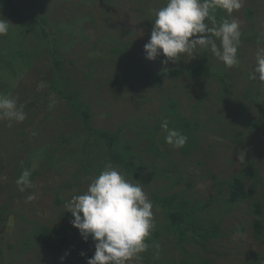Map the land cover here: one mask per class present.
Instances as JSON below:
<instances>
[{
	"label": "rangeland",
	"instance_id": "rangeland-1",
	"mask_svg": "<svg viewBox=\"0 0 264 264\" xmlns=\"http://www.w3.org/2000/svg\"><path fill=\"white\" fill-rule=\"evenodd\" d=\"M84 1L13 0L22 14L0 13V18L11 23L8 34L0 36V95L15 98L18 105L24 106L26 114L23 122L0 119V264H84L85 252L95 248L91 237L85 242L79 230L63 215L67 212L65 202L83 194L95 176L76 178L66 186L72 181V174L82 168L78 153L81 145L76 143L78 124L66 119L64 108L67 106L52 89L50 77L44 75L52 68L51 47L56 45L68 62L79 61L77 55L83 50L82 65L87 56L92 61L98 53L106 51L103 48L108 47L106 43L116 44L117 40L126 39L129 44L123 51L129 58L138 55V65L158 74H162L164 67L172 70L173 61L162 63L167 59L164 56L146 59L144 51L150 39V25L154 23L153 10L162 7L166 0ZM241 2L242 7L231 15L222 9L217 23L224 18L238 20L241 32L238 52H242L245 66L226 67L211 53L210 47L206 50L198 47L193 56L183 54L179 60L184 67L204 65L197 86L188 89L189 78L180 72L178 78L173 74L160 75L159 86L134 80V87L129 88L124 84H111L115 66L110 60L111 54L104 52V69L100 66L104 76H96L101 80L88 82L80 77L76 88L89 104L91 126L125 132L131 151L143 158L134 160L144 165L146 180L141 183L153 204L155 227L147 238L148 249L139 253L148 261L140 258L128 264H264V233L260 238L254 237L251 200L228 206L225 203L227 189L222 183L240 173L247 184L254 182L257 197L264 202V91L259 105L246 93L251 85L259 84L250 79L247 71L254 72L257 48L264 47V40L255 41L264 37V0ZM249 9L252 16L248 17ZM32 15L45 18L48 25L42 29L38 20L31 19ZM249 28L256 37L248 35ZM44 32H50L49 36L44 37ZM216 43L219 46V39ZM81 44L88 49L80 48ZM93 64L98 65L96 61ZM74 73L68 68L65 76H76ZM169 98L177 103V116L185 118L192 126L197 122L194 136L200 149L195 144V148L184 153L183 147L176 149L159 143L163 154L170 153V156L166 154L169 157L165 159L166 172L149 166L147 139L135 137L130 129L137 127V131H144L169 120L164 114ZM244 108L247 110L242 113ZM235 116L240 122L258 124V128L239 126ZM61 135L73 143L59 148ZM157 135L158 143L162 135ZM50 153L56 158L48 163ZM98 153L102 154L100 150ZM155 159L157 164L164 163L160 157ZM105 163H99L101 171ZM172 164H176L174 171ZM18 170L21 173L17 177ZM24 170L30 172V184L21 185L24 191H20L16 181ZM152 193L161 196L179 193L178 199L186 197L188 208L193 209L189 220L203 227L214 226L217 235L204 240L198 238L200 242H197L188 231L186 239L180 243L177 233L167 227L159 206L151 199ZM29 196L35 198L29 200ZM63 225L68 227L65 233L61 229ZM43 228L49 229L52 239L67 237L60 253L54 254L37 241L35 235ZM155 232L157 236L153 235ZM153 256H156L155 261Z\"/></svg>",
	"mask_w": 264,
	"mask_h": 264
},
{
	"label": "trees",
	"instance_id": "trees-1",
	"mask_svg": "<svg viewBox=\"0 0 264 264\" xmlns=\"http://www.w3.org/2000/svg\"><path fill=\"white\" fill-rule=\"evenodd\" d=\"M142 1L145 2V0ZM84 2L89 3L90 1L86 0ZM221 11L222 9H218V8L214 10L213 14L216 17L217 22L220 18L218 16V13H220ZM0 13L2 14L5 13V15H10V16H18L19 14H22V12L19 11L18 7H15L13 0H0ZM247 16L248 17L252 16V11L250 9L248 11ZM30 17L33 21L38 20L39 21L38 25L42 29L48 25V21L45 18L36 17L34 15ZM207 22L211 27L212 26L211 22L210 21ZM152 25L153 24L150 25L151 28ZM76 30L78 32H81V30L79 29ZM49 33L50 32H44V37L49 36ZM249 34H251L252 37H256V35L252 33L250 28L248 29V35ZM263 40L264 37L262 36V38L256 39L255 41L263 42ZM128 44L129 42L126 41V39L123 42L117 40L116 44L114 42L110 44L106 43L108 47L103 46V48L106 51H101L100 53H98V56L95 58V60L92 61L88 60L89 56H87L86 62L83 63L82 65L80 64V61L84 55L81 54L83 53V50L79 51L77 55V59H79V61L72 60L70 62L66 60L64 53L62 54L56 45H53L51 47V51L49 50V53L51 54L50 58H51L52 68H50L49 71H46L44 75H48L50 77V80L48 81L51 82L50 85L52 89L64 100L67 106L64 108V110H67L66 119L68 121L71 122L73 121L74 123L78 124L76 125V127H78L79 129V134H77L76 136V143L78 142L79 145H81L80 148H78V153L81 157L80 163L82 168L81 170L79 169L78 171H75V173L72 174L73 179L66 186H69V184L74 182L76 178L79 179L81 177H86L91 175L95 177L98 176L99 172L101 171V169L99 168V163L103 165L105 162L108 161H111L112 164L115 167H117L119 170H121L124 174L134 177V179H137V181L145 183L146 180L145 173L143 171L144 165L143 164L138 165L134 160L138 158L140 161H142L143 158L139 156L138 153L131 151L132 145L128 142L127 138H124L126 137L125 132L121 133L119 131H107V130L93 128L90 124L92 118H91V111L89 104L84 101L82 91L76 88L77 84H79L80 82L81 79L80 77H83L84 80H87L89 82L91 79H97L100 81L101 79L96 76L99 75L101 77L104 76V72H103L104 70H101L100 67L102 66V68L104 69L105 61H104V55L102 53L107 52L111 54L110 60L113 61V65L115 66L113 73L114 78L110 80L111 84L112 85H117L118 83L124 84L129 88L134 87L132 85V82L134 80H137L138 82L147 83L148 85L153 84L154 86H159V84L162 83V78L160 77V75H166L167 77H170L173 74L176 78H178L180 76V74L178 73L182 72L185 77L189 78V82L186 85V87L188 89H191V87L198 85L199 77H201V75L205 70V67L202 63L192 64L184 67L181 61L179 62L175 61L173 62L172 70L170 71H168L167 68L164 67L162 74H158L157 72H151L148 69L142 67L141 65H138L137 63L138 55L134 54L130 58L129 56L125 55L126 53L123 50L128 47ZM80 48L88 49L87 46L83 44H81ZM95 51H97L96 48ZM95 54L97 55V52H95ZM242 57H243L242 52H238L237 58L240 61V65L238 66H242V65L245 66ZM127 60H130V63ZM94 61H96L98 65L93 64ZM249 66L250 64L247 67ZM68 68H71L72 71L74 70L75 71L74 74L76 76L78 75V78L76 76L66 77L65 72L68 71ZM98 71H100L101 73H99ZM247 73H249V76H251V72L247 71ZM217 75L219 76V74ZM226 82L227 81L223 82V84H225ZM174 83H176V81ZM261 83L264 82H259L258 85H251L248 88V91H246L248 95L250 94L254 103H256L257 105H259L260 94L262 93V91H264V85H262ZM118 88L119 86L116 87V89ZM199 101L201 102L200 99ZM176 106L177 103L173 99L169 98L166 100L165 107H167V113H164L165 119L167 118V116L169 117V120H167L169 128H175L187 137V142L182 150V152L187 153L189 152V149L193 148V146L195 148V144L197 143L196 142L197 137L194 136L197 122H194L193 124L195 126H192V123H190L188 120H186L183 117L177 116L178 112L176 111ZM246 110L247 109L244 108L242 113H245ZM236 113L241 114V112H236ZM236 117L237 116H235V118ZM238 121L240 123L239 126L245 124V126L248 129L258 128V124L256 125L250 122L244 123V121L240 122L241 120L236 118V122ZM130 132L135 133V137L145 136V139H147L148 143L146 144V150H147L146 154L150 161L149 166L153 170H157L156 168L158 169L162 168L161 171L167 172L168 170L164 167L167 163L165 159L168 156H170V153L169 151H166V153L163 154V152L161 151L162 148L158 147L159 143L163 144L164 146L167 144L165 142L166 134H164L165 132L163 133V130L161 128V123H156L151 128L149 129L146 128L144 131L141 130L137 131V127H131ZM157 134L162 135V139H160L158 143L157 140L159 139V137ZM69 141L70 138L68 139L62 136L61 142L59 143L58 147L64 148L66 145L68 146L73 143V142L70 143ZM196 147L198 148L197 144ZM50 148H53V146H51ZM99 150L101 151L102 154L100 153L97 154V151ZM65 154H67V152ZM166 154H168V156ZM61 155H62L61 157H64L63 154ZM154 156L162 158L164 163L160 164L159 162L157 164V159H155ZM52 158H56V156L50 153V155H48V163ZM175 165L176 164L171 165L172 171H174ZM19 173H21V170L20 171L18 170L17 177ZM151 173L155 174L154 171H151ZM222 183L225 185V188L227 189V196L225 199V203L228 206H234L239 203L251 200L252 215H253V221H252L253 234L255 238H260L264 233V202L257 197L258 193L256 192V186H254V182L251 181L250 184H247L246 181L244 180L243 175L239 173V174H233L228 180ZM178 195L180 194L172 193L170 195L161 196L152 193L151 199L153 200V202L157 204V206H159L164 216V219L167 221V227L170 230H173L174 233H177L179 242L181 243L186 239L187 237L186 233L188 231H191L193 233L191 238L193 240H196L197 242H200L198 238L202 240L207 239L209 236L214 238L217 235L216 228L214 226L203 227V226L195 225L194 222L190 221L189 216L192 215L193 209L188 208V203H187L188 199L186 197H182L178 199L177 197ZM57 201H60L59 197ZM63 215L67 219L70 220L73 219L71 213L69 212H64ZM61 229L65 233L68 227L66 225H63ZM153 235L157 236L158 232H155ZM35 238L41 245L46 247L48 250L53 251L54 254L60 253L62 251V247L64 246V244L67 243V237L65 236L52 239L50 237V231L48 228H43L38 234L35 235ZM146 243L149 245V240H146ZM94 251L95 248H89L85 252L83 256L84 264H87V260L93 256ZM140 258L141 260L148 261L147 259H145L144 255L140 256ZM153 258L155 261L156 256H153Z\"/></svg>",
	"mask_w": 264,
	"mask_h": 264
},
{
	"label": "clouds",
	"instance_id": "clouds-1",
	"mask_svg": "<svg viewBox=\"0 0 264 264\" xmlns=\"http://www.w3.org/2000/svg\"><path fill=\"white\" fill-rule=\"evenodd\" d=\"M241 7V0H166L162 7L153 10L150 39L144 45L146 59L164 56L167 59L162 63L175 62L183 54L193 56L198 47H210L211 53L226 67L238 66L239 22L235 18H224L217 23L213 13L219 8L231 15ZM207 21L211 22V27ZM10 26L8 20L0 18V36L7 35ZM216 39L220 41L219 46ZM250 79L264 82V47L257 48ZM23 109L15 98L0 95V119L23 122L26 119ZM161 128L166 133L167 144L176 149L185 146L187 137L169 128L167 120L161 122ZM29 177L30 172L24 170L16 181L20 191H24L21 185L30 184ZM34 198L28 197L29 200ZM64 207L71 213L70 223L79 230L83 240L87 242L91 237L94 242L95 251L87 264H128L138 261L139 253L149 247L146 240L155 227L153 204L142 183L133 177L126 178L111 161L105 163L83 194L74 195Z\"/></svg>",
	"mask_w": 264,
	"mask_h": 264
}]
</instances>
